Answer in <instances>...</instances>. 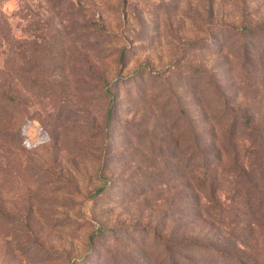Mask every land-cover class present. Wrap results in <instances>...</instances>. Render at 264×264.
Listing matches in <instances>:
<instances>
[{"label": "rangeland", "instance_id": "1", "mask_svg": "<svg viewBox=\"0 0 264 264\" xmlns=\"http://www.w3.org/2000/svg\"><path fill=\"white\" fill-rule=\"evenodd\" d=\"M183 236L264 264V0H0V264Z\"/></svg>", "mask_w": 264, "mask_h": 264}, {"label": "trees", "instance_id": "2", "mask_svg": "<svg viewBox=\"0 0 264 264\" xmlns=\"http://www.w3.org/2000/svg\"><path fill=\"white\" fill-rule=\"evenodd\" d=\"M113 101V99H112ZM108 115L110 118L111 116V108L109 109V112H108ZM216 188H215V185L212 184L211 185V191H213V196L214 197V193L216 192ZM103 191V188H99L98 189V193ZM211 199V198H210ZM206 206V205H205ZM205 206H201L200 203L196 206V210H198L199 212L203 209V208H206ZM218 206L222 209V204H218ZM183 240H187L185 238V236H183V238L180 239V242H177L176 244H173L174 245V252L171 254L172 255V263L173 264H206L208 261L211 262L210 260H207L205 262L201 261V258L198 259V256L196 255L197 253H199L197 250H199L198 247H200L198 244H187V242H182ZM208 247L206 246L205 247V250L207 249ZM207 250H210L207 249ZM201 251V250H199ZM216 252V251H215ZM220 257V255H219ZM216 259V258H215ZM149 264V263H148ZM211 264H216L214 261L213 263Z\"/></svg>", "mask_w": 264, "mask_h": 264}]
</instances>
